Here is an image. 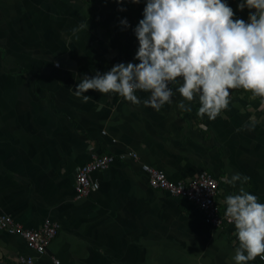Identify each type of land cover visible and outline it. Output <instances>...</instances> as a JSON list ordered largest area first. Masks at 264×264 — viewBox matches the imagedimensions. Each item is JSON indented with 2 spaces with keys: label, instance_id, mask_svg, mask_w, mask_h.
Instances as JSON below:
<instances>
[{
  "label": "crops",
  "instance_id": "crops-1",
  "mask_svg": "<svg viewBox=\"0 0 264 264\" xmlns=\"http://www.w3.org/2000/svg\"><path fill=\"white\" fill-rule=\"evenodd\" d=\"M121 7L0 0V215L26 229L59 224L43 254L0 229V264H235L234 225L212 226L194 202L153 188L143 163L174 181L216 178L222 213L241 187L264 203V105L251 92L232 90L215 120L197 114L198 98L184 101L190 112L178 107L182 80L160 111L143 104L144 91L140 105L94 90L87 103L75 96L84 75L139 63ZM104 155L108 167L91 173L99 189L79 196L78 169ZM237 173L250 179L229 183Z\"/></svg>",
  "mask_w": 264,
  "mask_h": 264
},
{
  "label": "clouds",
  "instance_id": "clouds-1",
  "mask_svg": "<svg viewBox=\"0 0 264 264\" xmlns=\"http://www.w3.org/2000/svg\"><path fill=\"white\" fill-rule=\"evenodd\" d=\"M238 8L254 10L247 22L235 18L225 0H145L143 18L134 29L139 63H119L103 74L84 75L75 96L87 103L90 96L85 93L94 90L140 105L135 93L144 91L150 97L143 104L160 111L172 103L174 91L169 85L182 80L176 89L183 98L178 107L190 112L184 101L198 98L197 114L210 120L228 108L232 90L243 89L264 99V0H243ZM120 23L130 26L126 18ZM249 179L237 173L228 182ZM225 204V216L239 242L235 264L264 260V203L241 187L238 194L225 198Z\"/></svg>",
  "mask_w": 264,
  "mask_h": 264
},
{
  "label": "built area",
  "instance_id": "built-area-1",
  "mask_svg": "<svg viewBox=\"0 0 264 264\" xmlns=\"http://www.w3.org/2000/svg\"><path fill=\"white\" fill-rule=\"evenodd\" d=\"M261 101L264 105V99H261ZM130 154L132 157H138L136 152H131ZM110 161L111 158L107 155L94 157L78 169L75 188L79 196H86L90 192L99 189V183L91 179V173L105 169L108 167ZM142 168L148 174L150 185L153 188L166 190L173 196L184 197L194 202L204 213L206 223L218 227L231 224L228 222L225 213L221 212L217 201L220 192V183L216 178H212L207 173H204L199 177H194L189 180L180 179L174 181L164 171L148 163H143ZM0 229H6L11 234L17 233L22 235L30 248L43 254L46 252L45 247H47L48 243L58 233L59 224L47 221L38 229H26L16 224L11 215L4 214L0 215ZM235 239L238 242L236 234ZM258 259L264 263V260H261L260 257ZM52 260L55 264H62L57 257H52ZM23 262L31 264L32 259L27 258Z\"/></svg>",
  "mask_w": 264,
  "mask_h": 264
},
{
  "label": "trees",
  "instance_id": "trees-1",
  "mask_svg": "<svg viewBox=\"0 0 264 264\" xmlns=\"http://www.w3.org/2000/svg\"><path fill=\"white\" fill-rule=\"evenodd\" d=\"M90 3H103L108 5L110 8H114L115 0H86ZM225 2L230 6L234 13L235 18L237 19H243L245 21H248V16L250 11L245 8L243 11L239 10L238 5L243 2V0H225ZM123 7L125 8L126 12L124 13L125 16H129L133 22L134 25L137 26L138 22L143 18V9L145 7V0H141V3L134 4L129 2V0H125L123 3Z\"/></svg>",
  "mask_w": 264,
  "mask_h": 264
}]
</instances>
